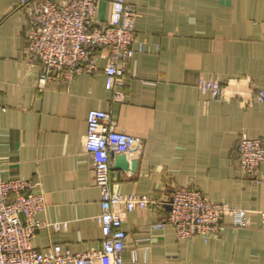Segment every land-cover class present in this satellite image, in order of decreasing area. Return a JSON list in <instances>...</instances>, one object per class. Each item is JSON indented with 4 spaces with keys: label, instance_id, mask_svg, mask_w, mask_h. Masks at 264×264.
<instances>
[{
    "label": "crops",
    "instance_id": "crops-1",
    "mask_svg": "<svg viewBox=\"0 0 264 264\" xmlns=\"http://www.w3.org/2000/svg\"><path fill=\"white\" fill-rule=\"evenodd\" d=\"M128 3L142 50L137 44L115 95L106 88V58L93 75L41 84V67L26 59L28 7L0 0V175L31 179V191L44 194L39 218L47 225L33 246L102 247V192L85 149L87 114L100 109L140 144L127 155L136 170L114 168L117 155L112 161L119 192L167 202L177 188L196 187L213 202L246 210L250 222L237 226L228 213L221 232L208 240L179 239L171 225L152 228L166 217L168 204L134 211L121 206L128 234L124 264H264V180L257 182L264 163L256 174L245 173L237 147L242 136H264V103L254 99L264 88V0ZM110 11V0H102L98 18L109 19ZM201 78L242 95L215 100L200 90Z\"/></svg>",
    "mask_w": 264,
    "mask_h": 264
},
{
    "label": "built area",
    "instance_id": "built-area-1",
    "mask_svg": "<svg viewBox=\"0 0 264 264\" xmlns=\"http://www.w3.org/2000/svg\"><path fill=\"white\" fill-rule=\"evenodd\" d=\"M101 2L19 0L20 5L28 7L26 59L41 67V84L70 81L81 74L93 75L99 59L106 58V88L119 94L127 63L133 58L136 45L141 51L142 44L134 23L135 9L128 0H110L107 20L98 18ZM198 86L215 100L242 95L241 92L229 95L228 87L220 81L201 78ZM255 92L254 99L264 103V88ZM87 126L85 149L93 158L95 183L102 192L97 217L103 233L102 247L92 252H74L59 244L45 251L35 248L33 240L38 230L47 225L39 218L46 208L44 194L31 191L35 185L31 179L4 180L0 175V264H124L128 234L123 228L121 206L134 211L168 204L166 217L152 228L171 225L179 239L202 236L208 240L221 232L223 217L228 213L235 215L237 226L250 223L246 210H231L225 204L213 202L196 187L177 188L167 202L149 195L122 194L112 182V161L119 154H134L140 145L138 139L117 130L110 114L100 109L88 112ZM237 147L242 171L251 175L259 172L264 163V136H242ZM262 180L264 174L257 182ZM261 213L264 225V210ZM62 226L56 224L57 229Z\"/></svg>",
    "mask_w": 264,
    "mask_h": 264
},
{
    "label": "water",
    "instance_id": "water-1",
    "mask_svg": "<svg viewBox=\"0 0 264 264\" xmlns=\"http://www.w3.org/2000/svg\"><path fill=\"white\" fill-rule=\"evenodd\" d=\"M114 168L134 171L137 168V161L132 160L130 163L125 154H119L116 156Z\"/></svg>",
    "mask_w": 264,
    "mask_h": 264
}]
</instances>
